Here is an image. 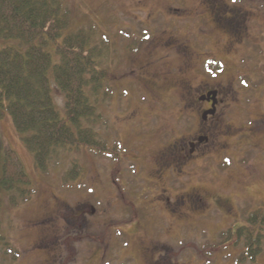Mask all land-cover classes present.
<instances>
[{
  "label": "rangeland",
  "instance_id": "374dc122",
  "mask_svg": "<svg viewBox=\"0 0 264 264\" xmlns=\"http://www.w3.org/2000/svg\"><path fill=\"white\" fill-rule=\"evenodd\" d=\"M198 1L64 0L71 13V27L92 29L94 42L103 49L102 61L110 74L109 83L112 85V91L98 104L97 112L101 118L97 119L94 129L108 142L109 140L120 142L125 154L120 161H114L109 155L96 153L87 148H74L63 151L61 158L50 166L48 172L41 173L35 167L33 156L17 133L12 119L6 116L0 125L1 136L19 153L35 184V192L27 202L17 206L10 205L4 199L0 230L19 254L13 258L11 252L5 254L1 248L0 264H52L50 252L53 255L56 252L61 253V259L63 258L65 264H95L90 259L94 244L87 233L106 232V229L103 223H99L98 218L89 216L88 227L82 224L81 238L76 237V232L72 230L78 226L74 222L77 205L90 201L97 207L103 205L109 199L111 191L105 185L101 173H106L109 169L116 171L118 168L124 170L128 165L133 166L134 160L129 157V153L136 150L143 154L155 151L156 147L166 140L173 139L181 131L175 118L179 109L183 107L181 95L186 90V84L179 82L177 87L170 88L171 83H165L163 78H160L161 68L156 64L147 67L148 72L145 73V68L139 66V59L141 55L143 58L145 54H149L148 44H142L141 51H136L132 55H128L125 48L130 34H133L131 26L138 34H145L147 28L144 21H147V26L151 23L150 27L153 28L154 16L160 18L171 14L178 16L180 11L184 13L185 7L190 12L198 11ZM119 21L130 28L121 29L123 32L120 33ZM156 23L159 27L158 32L168 30L165 32L166 35L174 32L173 26L168 24V17ZM175 29L177 33L180 32L177 27ZM126 32L129 35L123 34ZM109 33L114 38L111 43L112 50L108 44ZM172 55L175 56L174 53ZM172 71L183 75L182 69L173 68ZM145 74L148 77L153 76L154 80L144 77ZM53 95L56 104L63 111V93L54 87ZM255 131L253 138L240 137L239 141L236 140L238 141L236 147H226V141L222 137H219L215 145L210 146L200 169L201 180L199 182L198 179L194 180L188 187L191 188L192 185L199 187L209 199L211 195L220 194L222 198H228L234 207L227 211L225 207L217 205L213 197L210 199V205L206 203L203 208L192 209L190 214L176 216L168 239L172 247L170 264H236V256L241 247L233 245L232 240L220 243L222 241L220 233L233 224L244 223L247 210L264 205V129L259 128L258 124ZM235 139L227 141L234 142ZM73 160L80 164L82 170L79 177L66 181L64 171ZM145 168L150 171L148 164ZM95 177L99 179V183L95 185L96 198H93L91 184ZM241 182L246 190L239 185ZM59 205L62 212L59 213V217L51 219V221L59 219L57 220L59 222L53 224L51 228L56 226L63 228L64 238L61 241L46 240L48 233L53 230L51 228L45 230L46 226L51 225V222L46 220L58 214L56 208ZM219 207L223 208L222 211ZM41 220L46 222H40ZM151 226L145 222L144 232L147 231L157 240L158 237L166 239L165 230ZM111 231L114 234L115 226L111 227ZM119 231L115 232L119 234ZM103 247L100 246L101 253ZM113 251L111 248L110 253L100 264L146 262L143 255L136 251L134 244H128L126 253L123 250L117 253ZM132 252L136 254L135 259L130 254ZM254 264H264V241L263 252Z\"/></svg>",
  "mask_w": 264,
  "mask_h": 264
},
{
  "label": "flooded vegetation",
  "instance_id": "af4514ba",
  "mask_svg": "<svg viewBox=\"0 0 264 264\" xmlns=\"http://www.w3.org/2000/svg\"><path fill=\"white\" fill-rule=\"evenodd\" d=\"M198 4L199 10L195 12L185 7L184 13L180 11L178 16H154L153 28L151 23L147 26L144 21L145 34H138L131 26L133 34H130L125 48L127 54L132 55L141 51L142 44H148L149 54L143 58L141 55L139 59V66L145 68V73L147 67L156 64L161 68L160 78L171 83L170 88L177 87L179 82L186 84L181 95L183 107L175 118L181 131L155 151L129 153L134 160L133 166L101 173L111 191L103 205L97 207L92 201L77 205L74 222L78 226L72 230L76 237L81 238L82 224L88 227L89 216L98 218L106 229V232L87 233L94 244L90 259L95 264H100L111 248L113 252L123 250L126 253L128 244L135 245L136 251L146 260L145 264H170L172 247L168 239L176 216L190 214L192 209L203 208L206 203L210 205L213 197L217 205L227 211L234 207L220 194L211 195L209 199L199 187L188 186L196 179L201 180V166L210 146L215 145L219 137L224 138L226 147H236L240 137H254L258 124L264 129V0H199ZM167 17L168 24L174 28V32L168 35L165 33L168 30L158 32L156 23ZM119 22L120 33L123 32L121 29L130 28ZM123 34L129 35L127 32ZM109 36L108 44L112 50L114 38L111 34ZM173 68L182 69L183 75L175 74ZM144 77L154 80L153 76L145 74ZM231 138L236 139L228 142ZM108 143H117V150L102 154L109 155L114 161L123 159L125 149L120 142L109 140ZM97 183L99 179L95 177L91 184L93 198H96ZM239 185L246 190L242 182ZM60 207L56 208L58 214L47 218L51 225L45 230L59 222V219L56 222L51 219L59 217ZM222 207H219L220 211ZM145 222L153 228L165 230L167 240L163 237L157 240L147 231L145 233ZM238 225L233 224L231 228ZM112 226L115 231L120 229L119 234L115 231L112 234ZM51 229L46 240L61 241L64 238L63 228ZM101 245L104 246L102 253ZM50 254L52 264H65L61 253ZM130 254L136 258V254Z\"/></svg>",
  "mask_w": 264,
  "mask_h": 264
},
{
  "label": "trees",
  "instance_id": "16d2710c",
  "mask_svg": "<svg viewBox=\"0 0 264 264\" xmlns=\"http://www.w3.org/2000/svg\"><path fill=\"white\" fill-rule=\"evenodd\" d=\"M71 22L64 0H0V125L6 116L12 119L41 173L63 151L87 148L102 154L118 148L94 129L101 118L98 104L112 91L103 49L94 42L91 28L74 29ZM54 87L64 95L63 111L55 102ZM81 170L73 160L64 179H76ZM34 192L19 153L0 131V227L4 199L17 206ZM220 236V243L232 240L241 247L236 264L256 263L263 252L264 205L247 210L244 223ZM1 248L13 258L19 254L0 230Z\"/></svg>",
  "mask_w": 264,
  "mask_h": 264
}]
</instances>
